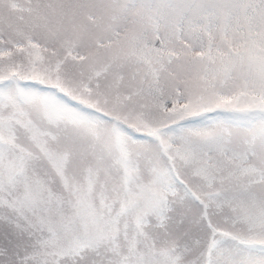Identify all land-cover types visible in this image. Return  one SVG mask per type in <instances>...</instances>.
<instances>
[{"label": "snow or ice", "instance_id": "1", "mask_svg": "<svg viewBox=\"0 0 264 264\" xmlns=\"http://www.w3.org/2000/svg\"><path fill=\"white\" fill-rule=\"evenodd\" d=\"M0 264H264V0H0Z\"/></svg>", "mask_w": 264, "mask_h": 264}]
</instances>
